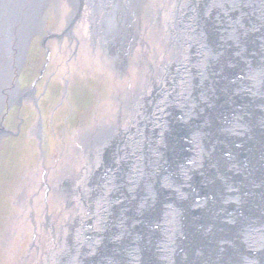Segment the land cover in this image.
I'll return each mask as SVG.
<instances>
[{
  "label": "rangeland",
  "instance_id": "1",
  "mask_svg": "<svg viewBox=\"0 0 264 264\" xmlns=\"http://www.w3.org/2000/svg\"><path fill=\"white\" fill-rule=\"evenodd\" d=\"M104 1L107 0H102L103 9ZM135 1L139 10L140 0ZM170 1L161 0L162 14L174 13L175 0H172V5ZM217 1L194 0L193 4H190L187 21L190 32L198 35L204 33L205 46L198 41L201 35L198 38L193 35L190 39V44L194 48L192 54L189 52L190 45L184 51L174 47L169 53L163 40L159 47L152 46L157 51L153 56L152 52L148 53L146 50L152 43L149 38V29L142 26L145 47L140 54L143 59L138 58L137 54L130 55L127 69H123V64L117 68L113 64V70L102 68L98 61L87 56L88 52L81 46H78L75 54L71 50L63 54L61 51L64 49L59 50V46L48 44L47 37L60 36L67 22L70 9L64 0L59 3L61 5L59 11L50 9L44 12L45 32L48 31V33L42 34L37 31L33 34L25 48L24 59L17 72L15 71V84L18 85L20 95L6 102L0 109V121L3 119L9 127L7 128L4 122L6 131L1 133L3 139L0 144V264H21V262L22 264H45L46 261L48 264H123L121 260L131 249L133 251L129 253V258L133 260L132 264L135 262V264H155V257L150 247L153 245L151 237L156 238V234L152 232L153 228V230L150 229V216L153 214L156 216L155 211L158 210L159 205L164 206L165 203L162 201L168 198L165 190L172 191L173 186L177 184L173 182V177L177 175L176 166L181 161L197 160L196 156H189L192 150L188 147L185 137L179 136L186 131V128L201 133L200 141L194 137L198 151L199 147L204 146L206 142H209L211 146L210 142H215V146L211 153L203 150L204 153H210L205 167L202 164L192 165L188 182L183 185L187 193L181 190L185 200L191 201L200 197L205 203V210H214L217 207L223 216H228V210H238L232 214L237 219H247L250 210L264 203V172L260 175L261 181L253 183L252 186L248 177L251 172L261 170L258 167V157L260 147L263 145L264 126L259 124L260 110L258 111L256 101L250 97V88L247 86L252 84V82L248 83L251 80L255 81L256 85L260 83L259 71L248 72L249 75L244 82L240 80L238 82L240 85L237 83L235 87H228L229 82H233L234 78L241 79L238 69L240 63L245 61L243 48L246 47V50H249L257 46L254 42L258 40L256 37H263L264 25L259 26L262 29L259 32L257 25L260 22L250 23L249 29L242 22L245 31L237 32L235 26L229 22H233L235 11L246 7L247 4L242 3L237 7L238 0H226L227 5L219 6L221 8L218 11L216 10ZM64 6L67 7L64 9ZM127 6L129 7L128 4ZM202 13L206 14L204 20ZM213 14L217 16L215 20H211ZM252 19L261 21L257 17ZM180 22L178 19L173 20L174 25ZM239 28L242 29V27ZM74 31L77 38H80L85 28L78 25ZM179 35L182 37L183 33L180 31ZM239 36V43L236 44L234 40ZM241 38L244 42L246 41L242 49L240 48ZM132 43H127L126 47L131 48ZM124 46L123 51L120 52L123 55L128 53ZM136 49L139 51L141 48ZM211 49H216V53ZM181 53L186 56V59L191 60V63L187 64L191 65L192 70L189 74L187 73L188 78L183 81V86L181 89L179 87V92L176 94L184 95L179 101L167 86L163 91L154 89L156 87L151 84L153 77L151 68L163 63L179 62ZM252 55L256 56L255 53ZM211 58L216 59L217 64H213ZM139 61L142 62V69L138 68ZM248 61L251 62L254 59L250 58ZM251 64L254 63L251 62L250 66ZM15 65L13 61L8 79L11 78ZM217 68L222 76L216 74ZM209 74L212 79L208 82H218L206 88L204 80ZM222 78L226 80L224 83H221ZM37 79L33 86L37 85L39 110L42 111L44 121L43 149L46 159L44 165L41 163V157L38 156L35 142L38 138L32 131L38 124L37 110L23 101L11 103L22 96V90H27ZM168 79L169 84H172L170 77ZM64 81L70 85L66 92L61 89ZM228 88L235 89V94L233 90L229 94ZM258 91L262 93L264 109V81L260 84ZM63 100L66 101L64 104L61 103ZM67 102H69L68 105ZM234 111L239 113L236 114L233 122L231 119ZM20 119L24 120L23 124L20 123ZM114 120H118L117 123ZM228 120L231 122L227 124ZM106 121L111 122V126L102 132H97L92 141L95 154L92 164L97 169V175L92 177V187H96L93 188L91 195L94 194L93 203L97 207L99 204L103 205L104 208L98 220L93 218V213H90V218H87L83 225V235L80 237V239L83 237L85 242L94 240V246L92 244L88 249H86L87 246L79 248L76 260L68 257L72 252L67 253V257L61 260L50 251L55 247L56 241L66 234L63 227L64 221L74 226L72 218L81 217V211L61 210L60 216L52 222L48 220L50 223L43 225L41 233L37 234L40 232V222L42 220L45 222L44 216L49 214L53 217L54 213L52 210H43L42 192L35 195L36 189L33 185L36 183L32 180L28 181L31 184L29 188L27 180L30 177L36 180L34 176L37 169L41 174L44 168L54 166V159H58L61 154L64 155L65 151L73 148L77 133L83 132L86 127L95 123L98 125L104 122L107 126ZM244 125L248 126L245 137L238 133ZM17 127L20 129L17 130ZM120 127L122 132H118ZM128 128H130L129 131L139 134L134 138L138 137L140 143L137 151L133 149L128 152L129 157L124 150L135 134H128ZM235 133L240 136L238 138L230 136ZM83 144L84 141L81 146ZM172 145L173 149H171ZM104 146L113 149L112 157L108 148L103 149ZM119 152L122 154L120 155ZM242 162H251L249 175L231 171L232 174L223 177L220 184L209 178L208 174L211 171H218L219 168H224L225 164L240 165ZM185 171L183 170V173ZM159 180H162V183L170 189L161 187ZM37 182L40 181L37 180ZM26 186L29 188L26 192L28 196L35 195L32 206L20 203L23 202L20 197L26 191ZM230 186L234 187L229 189ZM105 190L106 196L103 195ZM116 193H119L118 197L115 196ZM98 200L101 203L96 202ZM118 202L120 206L121 202L124 204L122 208L115 207ZM143 204L147 205L144 207ZM136 206L138 210H135ZM132 211L137 212L140 217L134 221V225H130L129 222ZM182 220L185 224L186 236H194L198 225L188 220L186 211H183ZM260 221L264 223L263 220L260 219ZM144 225L148 227L146 230L142 229ZM140 235L147 238L145 245L138 238ZM230 235L231 231L226 234V236ZM159 241L162 243L161 238ZM190 241L186 243V247L190 246ZM177 245L181 244L177 242ZM139 246L140 253L137 250ZM61 249L64 251V248ZM182 257L177 253L173 264L181 262ZM224 264H230V262L225 261Z\"/></svg>",
  "mask_w": 264,
  "mask_h": 264
},
{
  "label": "flooded vegetation",
  "instance_id": "2",
  "mask_svg": "<svg viewBox=\"0 0 264 264\" xmlns=\"http://www.w3.org/2000/svg\"><path fill=\"white\" fill-rule=\"evenodd\" d=\"M64 1L69 5L68 7L70 9V12L67 17V22L65 23V27L63 26L64 28L61 30L62 32L60 36L51 35L50 37H47L49 38L48 44L51 43L53 46H57V47L59 46V50L60 48L64 49V51H61V53L63 54L66 52H70V50L74 52L75 54L78 46L79 47L81 46L82 49L85 48V51L88 52L86 53L87 56L89 58L92 57L93 59L98 61L101 64L102 68H106L108 70L109 68H111V70H113L114 68L113 66L115 64L113 65L112 59H110V56H107V52L104 49L105 46L106 47L109 46L108 49L112 50V45H107L108 42L105 43L104 39L99 37L98 34L95 32V29L98 27L97 26L98 19L93 18V14L95 12L94 7L92 5L93 3L91 4L90 0H76V1L75 0H72V1L64 0ZM60 2H63V0H61ZM193 2L194 0H175V5L173 7L174 13L171 14L170 12V15H169V14L161 13V6H160L161 0H143L145 7L142 8L141 17L139 16L137 18L138 31H137L136 38L133 39L131 48L126 47L127 43L121 44V49L117 51V57H118V54L121 52L122 47L124 45H125L124 46L125 49L127 50L130 49V50L128 51L127 54H124V55L123 53H120L119 59L116 61L115 67L117 68V66H120V64H123L124 66L123 69H127L128 64H129L130 55L133 56L137 54L138 58L140 57L141 60L143 59L142 55L140 54L144 50V47H145V43L142 39V36L144 35L142 32V26L146 27V29L147 28L149 29V33H150L149 38L151 39L152 43L149 46V48H146V50L148 53L152 52L153 56L157 52L155 49H153V47L155 45H158L159 47V44H161L163 40L165 44L167 45V48L169 49V53L172 52V49L174 47L180 48L182 51H184L185 48L189 47L190 45L189 52L192 54L194 52L193 45L190 44V39H191L192 34L190 32L189 22L187 21H188V15L190 12L189 10L190 4L191 3L193 4ZM217 2H218V6L216 10L218 11H220V8H221L219 6L227 5L224 1L218 0ZM170 3L172 5L173 3L172 0L170 1ZM58 7L60 8L61 5ZM66 7L67 6H64V9ZM103 11L104 9L101 7L100 12L102 13ZM100 18L101 16H99V19ZM176 19L180 20L181 22L175 23L174 25L173 20H176ZM44 22L45 20L43 19L41 20V23H40V27H41L40 33L42 34L48 33V31L45 32L46 25ZM78 25L84 26L85 28V32L80 35V38H77L75 31H74L78 27ZM180 31L183 33L182 37L181 35H179ZM30 40L26 43L25 48L29 44ZM44 46L46 47L45 43H44ZM137 47L141 49L138 51L136 49ZM25 48L23 50V56L21 58V62L15 65L14 71L12 72V75L9 81V84L5 88L7 93H6V97L0 102V109L3 107V105L6 102L20 95L19 90L17 88L18 85L16 86L15 84V75L17 72L16 70L20 67L24 59ZM146 56H147V53H146ZM179 59H180L179 62H171L169 64L163 63V64L156 66L155 68L152 67L151 75L153 77H152L151 84L152 86L156 87L154 89L157 91H163L164 87L167 86L169 90L172 92V95L175 97H178V99L181 100L183 99L184 95L182 94L176 95V94L179 92V87L181 89V87L183 86L182 85L183 81H186V79L188 78L187 73L189 74V71L191 72L192 69H191V65L187 64L188 62L191 63V60L186 59V56H184L183 53L180 54ZM95 60L93 61L95 62ZM139 63H140L139 66H141L142 62L139 61ZM168 77H170V79L172 80V84H169ZM37 81L38 79L34 81L27 90H22L24 92V93L22 92V96H20L15 101H12L11 103L16 102V101L18 102L23 101L28 106H31L32 108H35L37 110L36 112H37V123L38 124L35 126V129L32 131L34 134H36L38 138L37 141H35L36 147L38 149V156L41 157V163L42 165H44V163H46L45 152L43 149L45 145L44 131H43L44 121H43L42 111L39 110V95L37 94V85L35 87L33 86V84L36 83ZM69 87H70L69 83L67 81H64L61 86V89L63 90V92H66V90L69 89ZM250 97L256 101L255 104L259 111L260 103L263 104L261 100V96L255 98L250 95ZM65 102L66 101L64 100L61 101L62 104H64ZM68 103L69 102H67V105ZM236 113L237 112L234 111L233 116ZM117 114L118 112L116 113L115 117H117ZM136 117L137 116H135V118ZM65 118H67V116ZM135 118L133 119L132 122H134ZM114 121H116L117 123L118 120H114ZM4 122H3V119L0 121V144L2 143V139H3L1 136V133L3 132L5 133L6 131V129H4ZM23 122L24 120L20 119V123L23 124ZM5 124L7 125V128H9L8 123L5 122ZM106 124L107 126L104 125V122L98 123V125L97 123H95V124H92L86 127L83 132L77 133L74 138L73 148L71 150L65 151L64 155L61 154L58 159H54V163H55L54 166L44 168L41 174L39 173V169H37L35 171V176H34L36 180L33 179L32 177H30V179L27 180V183L29 184L28 185L29 188L31 186V184L29 183L31 180L36 183V185H33L34 183L32 184L34 188L36 189L35 195H38L42 192L43 210H46V211L52 210L54 213V215L52 214L53 217H51L49 214L48 216H44L45 222L43 220L40 222V232L37 234L41 233L42 228H44L43 225H45L46 223L52 222L53 220L56 219V217L60 216L61 210H73V212L77 210L81 211V217L75 216L76 218L75 217L72 218L74 226L73 224L71 223L67 224L66 223L67 221H64L63 227H64V231L66 232V234L64 236H61L59 240L56 241L55 247H53L52 250L50 251L52 255L55 254L61 260L67 257V253L70 254V252H72V254H70L68 257L71 258L72 260H76V254L79 248L87 246L86 249H88L89 247H91L92 244L94 246V242H93L94 240L85 242L83 237L81 239L80 237L83 235L82 233L84 232L83 225L86 223V219L90 218V213L94 214L93 215L94 217L93 216L91 217L98 220L100 219V215L103 212L102 209L104 208L103 205H100V204L97 207V205L93 203L94 194L91 195L93 192V188L96 187V186L92 187L93 186L92 177L94 178V175H97V172H96L97 169L92 164V162L95 160V154L92 149V147H94V144L92 143V141L94 139V136L97 134V132H102L105 128H108L111 126V122L106 121ZM259 124L260 126H264L262 122L260 123V118H259ZM19 129L20 127H17V130ZM129 130L130 128L127 129L128 134L131 135L134 133L135 135L132 136L131 143L124 150L127 152V157H129L128 152H131V150L133 149H136L135 151H137L139 144H140L138 142L139 138L138 137L134 138L135 136L139 134L137 132L129 131ZM262 131H263L262 135H264V129H262ZM118 132H122L121 127L118 128ZM230 136L234 138H238L240 135L235 133ZM82 141H84V144L81 146ZM214 146L215 144H212V146H210L209 148H212ZM104 148H108L110 152V157H112L111 150L113 149L110 148L109 146L108 147L104 146L103 149ZM260 150H259L260 155L258 159L259 160L261 159L259 161V164H260L259 167L261 169L262 158L264 156V153H262V150L261 151ZM0 152H1V149H0ZM119 153L120 155L122 154L121 152ZM137 172L139 171L137 170ZM37 180L40 182L38 183ZM122 181L125 186L126 184L124 180ZM25 188H26V191L20 197V200H23V202H20V203H22V205L32 206L35 195H31L29 197L28 193H26L27 190H29V188H27V186ZM103 195L106 196V190H105V194ZM115 196L118 197L119 193H116ZM26 199L27 201L25 202ZM96 202L101 203V201L99 200ZM119 203L120 202L116 203L115 207L122 208L123 207L122 205L124 204H122L121 202V206H120ZM97 212L99 214H97ZM49 217H51V219ZM48 220H50V222ZM65 226H67V228ZM54 248L55 250H53ZM61 248H64V251H62ZM50 257L52 258V256ZM45 264H48L47 261Z\"/></svg>",
  "mask_w": 264,
  "mask_h": 264
},
{
  "label": "bare ground",
  "instance_id": "3",
  "mask_svg": "<svg viewBox=\"0 0 264 264\" xmlns=\"http://www.w3.org/2000/svg\"><path fill=\"white\" fill-rule=\"evenodd\" d=\"M60 1L61 0H0V102L6 97L7 91L5 88L7 86H5V84L7 85V82L10 81V79H8V76H9V70L10 68H12L13 61L16 64L21 62V58L23 56L22 53L26 46V43L30 40V38L33 36L35 32L41 30L40 23H41V20H43V16L45 14L44 12H47L50 9L59 11L60 8L58 6H60L59 5ZM90 1H91V4L93 3L92 5L95 10L93 14V18L98 19V24H97L98 27L95 29V32L98 34L99 37L104 39L105 43L108 42L107 45H112L113 51L108 49L109 46L108 47L105 46L104 49L107 52V56H110V59H112L113 64L116 65V61L119 59V55H120L119 53L117 57V51L121 49V44H117V43L119 42V43L129 44L133 41V39L136 38L137 31H138L137 18L139 16L141 17L142 8L145 7L143 0H141L139 4V7H140L139 10L136 7L135 0H107L103 2L104 11L102 13L100 12V9L102 7V1L101 0H90ZM220 1H224L226 4L228 3L226 0H220ZM242 3L247 4V6L241 8L238 11H235V13L233 14V22L232 23L229 22V23L235 26V29L237 30V32L241 33L242 30L245 31V28L242 22L245 23L247 29H249V26L251 25L250 23L258 24V22H260V24L257 25V29L259 30V32H261L262 29L259 26L264 25V0H238L237 7ZM127 4L129 5V7L127 6ZM228 6L230 7V5ZM99 16H101L100 19H99ZM253 17H257L261 21H258L257 19H252ZM202 18L204 20L206 18V14H203ZM216 18L217 16L213 14L211 20H215ZM237 26L242 27V29L241 28L238 29ZM203 32H204V29H203ZM200 35L201 34L199 35L195 33L192 34L193 37H197V38ZM203 36H204V33H202V35L198 39L201 45L202 43L204 44L205 42V39L203 40ZM263 38H264V33H263ZM241 39L242 41H240V44H241L240 48L242 49V45L245 44L246 41L244 42V39L243 38ZM239 40H240V36L238 38H235L234 42L237 44L239 43ZM115 47H117L118 49H116ZM129 50L130 49H128V51ZM260 50H264L263 45L262 46L257 45L255 48L253 47L252 49H249V50L248 49L246 50V47L243 48V52H245V56H244L245 61H243V63H240V67L238 69L241 73L240 75H242V78L241 79L234 78L233 82H229L230 85H228V87H231V86L235 87L240 80L244 82V80L249 75L248 72H252L254 70H258L260 72L259 73L260 79L258 78L260 81L259 83V86H260L262 81H264V68H263L264 67V57L263 58L261 57ZM211 51L216 53V49H211ZM252 53H255L256 56L252 55ZM250 58L254 59V61H251L254 63V64H251V66H250L251 62L248 61V59ZM212 63L217 64L216 59L212 60ZM138 68L142 69V67L139 65H138ZM215 72L216 74L222 76L221 71L218 68L215 69ZM243 74H245L246 76L244 80H243ZM209 79H212L211 74H209L207 78H205L204 80V83H206V86H205L206 88H208L211 85H215L218 82V81L208 82ZM225 81L226 80L224 78L221 79V83H224ZM4 86L5 88L2 89ZM231 90H233V93L235 94V89L228 88L229 94H231ZM230 99H235V98H230ZM236 114L233 116L231 121L233 120L234 122L235 120L234 117L236 116ZM240 114L242 115V113ZM231 121L228 120L227 124L230 123ZM229 126L232 127L231 124H229ZM200 128H201V125H200ZM247 128L248 126L244 125L242 129L238 130V133L243 134L242 136L244 137L247 136V130H248ZM179 136H182L183 138L185 137V140L187 141L189 148L197 149V150H193V152L196 153V158L198 160L196 164L197 165L202 164L203 167H205V165L207 164V158L209 157V154H210V153L207 154V152H209V146H211L209 145V142H206L204 146L199 147V151H198V148H197L198 145L196 146L197 143L194 141V137L196 140L199 139V141L202 139V135L199 131H194V129H190L189 133L185 131L182 135H179ZM212 137L217 138L215 137V135H212ZM172 138L176 140L175 137H172ZM218 140H220L219 137H218ZM212 141H215V139H212ZM163 143L165 142L163 141ZM210 144H215V142H210ZM171 149H173V145ZM203 150H206L207 152L204 153ZM263 159H264V156L262 158L261 170H258V171H254L250 173L249 166L251 162H242L240 163V165L234 164V163L225 164L224 168L223 167L219 168L218 171H211L208 175L211 180L213 179L218 184H220V180H222V178L227 176L228 174H232V172H241L247 175H249L250 173V176L248 177H249L250 182H252L250 186H252L253 183H259V181H261L260 175L262 174V172H264V160ZM260 160L258 159V167L260 165L259 164ZM191 168H192L191 164L190 165L183 164V162L179 164L178 166H176L175 172L177 173V175L173 177V182L177 184L176 185L173 184L174 185L173 188L175 189L181 188V190H183L184 193H187L186 189H183V185H186L188 180H182L180 179V176H181V173H183V170L184 171L190 170V174H191L192 173ZM159 183H162V180H159ZM164 187L167 189H170L166 185ZM232 187L234 186H230L229 189H231ZM143 205L145 207L147 204H143ZM138 209L139 208L136 206L135 210H138ZM156 212L157 210L155 211V213ZM218 215H219V218H222L221 214H218ZM130 218H131L129 220L130 225L131 224L134 225L135 224L134 221L140 217L138 216L137 212L132 211ZM156 223L157 222H154V224H152L154 225L152 227L154 230L150 227V229L153 230L152 232L155 234H156V231H158V225ZM147 228L148 227L146 225L142 226L143 230H146ZM160 229H164L163 226H161ZM179 237H181L182 239H185L182 242H179L181 245H177L176 240H171L170 242H167L166 241L167 238L166 239L161 238L162 239V243H160L162 245L161 250L164 249L165 244H169L168 248L176 256L178 249H180V246H184V244L189 239V236L188 235L186 236L185 231H181V233H179ZM138 238L141 239V241H143L145 245L147 238L142 235L138 236ZM151 238L153 240L152 241L153 245L150 247V250L155 248V246L158 244L157 237L155 238L152 236ZM137 250L140 253V246L139 248H137ZM132 251L133 250L131 249L126 254V256L121 260L123 264L125 263L132 264L133 260L129 258V253H131ZM178 264H184V262L181 261Z\"/></svg>",
  "mask_w": 264,
  "mask_h": 264
},
{
  "label": "water",
  "instance_id": "4",
  "mask_svg": "<svg viewBox=\"0 0 264 264\" xmlns=\"http://www.w3.org/2000/svg\"><path fill=\"white\" fill-rule=\"evenodd\" d=\"M256 38L258 40L256 43L254 42V45L264 46V38ZM260 54L263 58L264 50H260ZM245 78L246 76L243 74V80ZM250 82L252 84H247L250 88L249 94L255 98L260 97L262 93L258 91L259 82L257 85L253 80L248 81V83ZM262 105L260 103V123L262 122L264 125ZM185 130L189 133L188 128ZM262 144L260 149L264 153V135H262ZM212 148H209L210 153ZM191 150L192 153L189 156L195 157L196 153L193 154L195 149ZM196 163L197 160L183 161V164H191V166ZM189 175L190 170H187L181 173L180 179L187 180ZM160 185L163 188L165 186L164 183H160ZM165 192L168 198L162 201L165 202L164 206L163 204L159 205L156 216L154 214L150 216V227L154 226L152 225L154 222H157L158 225V231H156L158 244L151 250L155 257V264H173L175 254L168 248L169 244H165L164 251H162L159 240L167 238V242L176 240L178 244L185 240L179 237V233L185 231V224L182 220L183 211H186L188 220L198 225L196 234L194 233V236L192 235L188 239V241L191 240L190 246H185L188 242L186 240L184 246H180L178 249L177 253L180 257L183 256L184 264H224L225 261L230 264H264V223L260 221V219L264 221V203L258 205L254 210H250L247 219L233 217L232 214L238 210H228V216L221 214L222 218H219L218 214L221 210H217V207L214 210H205V203L200 197L191 201L185 200L181 188L172 190L174 197H172L171 191L165 190ZM178 201H182V203H178ZM161 226L164 229H160ZM230 231L231 235L226 236Z\"/></svg>",
  "mask_w": 264,
  "mask_h": 264
}]
</instances>
